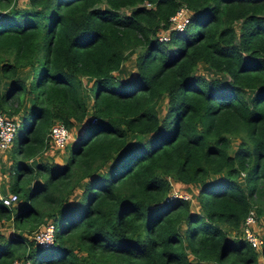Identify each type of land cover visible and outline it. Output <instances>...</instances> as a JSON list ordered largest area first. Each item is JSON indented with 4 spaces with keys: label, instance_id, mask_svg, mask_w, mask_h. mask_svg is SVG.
I'll list each match as a JSON object with an SVG mask.
<instances>
[{
    "label": "trees",
    "instance_id": "obj_1",
    "mask_svg": "<svg viewBox=\"0 0 264 264\" xmlns=\"http://www.w3.org/2000/svg\"><path fill=\"white\" fill-rule=\"evenodd\" d=\"M26 1L0 0V112L22 128L0 264H264L239 232L250 208L264 228V0ZM54 121L78 134L64 162L36 161Z\"/></svg>",
    "mask_w": 264,
    "mask_h": 264
},
{
    "label": "built area",
    "instance_id": "obj_2",
    "mask_svg": "<svg viewBox=\"0 0 264 264\" xmlns=\"http://www.w3.org/2000/svg\"><path fill=\"white\" fill-rule=\"evenodd\" d=\"M146 6L149 5L145 2ZM188 21V10L186 6L180 5L168 16V26L159 28L157 38L167 40L169 30H181ZM17 120L8 117L0 112V149L6 148L13 138V133L17 127ZM46 141L55 148H62L70 138V132L66 125L61 121H54L50 124L46 133ZM172 195L186 197L187 193L172 191ZM16 193L5 191L0 192V202L2 205L13 206L16 201ZM256 223V215L253 208L245 214L241 224V237L249 243L251 247L260 248L264 243L263 239L253 230ZM55 224L52 220H45L37 229L33 230L31 238L39 245L46 246L54 243ZM8 264H31L29 259L20 260L13 258Z\"/></svg>",
    "mask_w": 264,
    "mask_h": 264
},
{
    "label": "rangeland",
    "instance_id": "obj_3",
    "mask_svg": "<svg viewBox=\"0 0 264 264\" xmlns=\"http://www.w3.org/2000/svg\"><path fill=\"white\" fill-rule=\"evenodd\" d=\"M17 1V5L18 6H25L26 4H27V1L26 0H16ZM129 9H127V8H122L121 9V12H126V11H128ZM236 23H239V21H236ZM133 54H131L130 56H129V58H127L123 63H122V65H121V67H120V69H119V72H115V73H112L113 74V76L114 77H118V78H123L122 76V72H123V74H124V77H129L130 75H131V73H133V70H134V66H133ZM121 70H124V71H121ZM195 72H198V73H202L204 76H209L210 74H211V71L209 70V68H208V66L206 65V64H204V63H202V62H198L197 63V65H196V67H195V70H194ZM222 75V74H221ZM84 82H86V84H82L83 86H85V88H87L88 87V85H89V83H87V81H84ZM91 103V99H89L88 101H87V104L89 105ZM162 104H165V101H164V99H162ZM161 107V104H160V102L158 103V109ZM68 129H69V132H70V138L68 139V141L66 142V144L64 145V147H62V148H60V149H65L66 148V146L67 145H69V144H71L72 142H74V140H75V138H76V136H77V134H78V132H77V128H75V126H71V127H69L68 126ZM21 131H22V128H21V126H20V124L18 123V125H17V127H16V129H15V131H14V133H13V138H12V140L10 141V143L8 144V146H7V148H6V151H4L5 152V155L7 156V157H9L8 158V160L10 161V162H12V160L14 159V158H16L17 156H16V154H15V145H16V143H17V140H18V135L21 133ZM236 143H237V138H233L232 139V141H231V146H232V149L236 146ZM49 145H51V144H49ZM64 155H65V150H64ZM170 180H172L173 181V179L172 178H170ZM172 184L175 186V187H177L176 185H175V183H174V181L172 182ZM179 190H181V191H186L185 190V185H182V186H178L177 187ZM193 189H195L194 187H193ZM9 190V189H8ZM192 201H193V199H192ZM11 230H16V228H14V226H11ZM33 232V231H32ZM31 232V233H32ZM231 232L233 233V231L231 230ZM240 232V237H241V231H239ZM24 233H26V232H24L23 231V234ZM29 235H31V234H29ZM255 249H257L258 251H259V248H255ZM74 250L75 251H77V253H78V255H80L85 261H87L86 260V258H85V255H84V251H82V250H77L76 248H74ZM86 264H88L87 262H86ZM90 264V263H89Z\"/></svg>",
    "mask_w": 264,
    "mask_h": 264
},
{
    "label": "crops",
    "instance_id": "obj_4",
    "mask_svg": "<svg viewBox=\"0 0 264 264\" xmlns=\"http://www.w3.org/2000/svg\"><path fill=\"white\" fill-rule=\"evenodd\" d=\"M118 72L114 71L113 73ZM83 83L86 84V78H82ZM0 85L3 84L2 80H0ZM87 83H90V81L87 80ZM7 148V147H6ZM6 148L0 149V192H4L8 190V183H9V169H10V161L8 160L9 157L5 155ZM64 150L60 148H55L52 145L47 146L42 152H40L38 155L35 156V160H51L56 163H62L64 162ZM31 161V159H29ZM178 187V186H177ZM177 187H175L173 184L171 185V191H177L181 193H187L185 191L179 190ZM188 195V193H187ZM189 196V195H188ZM253 230L263 239L264 243V228L262 227L261 222L255 223L253 225ZM230 233L231 230H230ZM260 249V248H259ZM257 250V249H256ZM258 251V250H257ZM259 260H261V256L258 255Z\"/></svg>",
    "mask_w": 264,
    "mask_h": 264
}]
</instances>
